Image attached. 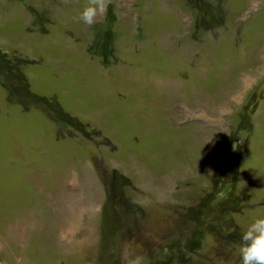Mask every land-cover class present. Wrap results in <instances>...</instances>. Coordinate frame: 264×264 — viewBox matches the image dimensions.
I'll return each mask as SVG.
<instances>
[{
  "label": "rangeland",
  "instance_id": "374dc122",
  "mask_svg": "<svg viewBox=\"0 0 264 264\" xmlns=\"http://www.w3.org/2000/svg\"><path fill=\"white\" fill-rule=\"evenodd\" d=\"M85 3L0 0V264H241L264 0Z\"/></svg>",
  "mask_w": 264,
  "mask_h": 264
},
{
  "label": "clouds",
  "instance_id": "9594fccd",
  "mask_svg": "<svg viewBox=\"0 0 264 264\" xmlns=\"http://www.w3.org/2000/svg\"><path fill=\"white\" fill-rule=\"evenodd\" d=\"M111 0H86L79 20L92 27L98 17L106 14ZM241 264H264V216L256 217L241 236L239 246Z\"/></svg>",
  "mask_w": 264,
  "mask_h": 264
},
{
  "label": "bare ground",
  "instance_id": "6f19581e",
  "mask_svg": "<svg viewBox=\"0 0 264 264\" xmlns=\"http://www.w3.org/2000/svg\"><path fill=\"white\" fill-rule=\"evenodd\" d=\"M230 185L228 184L227 187L225 188V193H227L228 189H229Z\"/></svg>",
  "mask_w": 264,
  "mask_h": 264
}]
</instances>
